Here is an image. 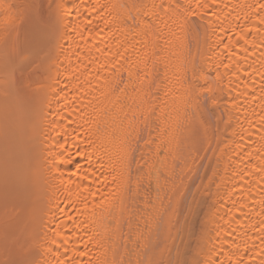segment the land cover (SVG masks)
<instances>
[{
    "label": "bare ground",
    "instance_id": "obj_1",
    "mask_svg": "<svg viewBox=\"0 0 264 264\" xmlns=\"http://www.w3.org/2000/svg\"><path fill=\"white\" fill-rule=\"evenodd\" d=\"M180 261L264 264V0H0V264Z\"/></svg>",
    "mask_w": 264,
    "mask_h": 264
},
{
    "label": "rangeland",
    "instance_id": "obj_2",
    "mask_svg": "<svg viewBox=\"0 0 264 264\" xmlns=\"http://www.w3.org/2000/svg\"><path fill=\"white\" fill-rule=\"evenodd\" d=\"M208 111H206V113H207ZM205 115H208V116H206L207 118H209L210 119V122H212L213 121V117H212V115L208 112L207 114H205ZM199 171H200V169L198 168V170H197V174L199 175ZM197 174H196V177H197V179H196V181H195V179H194V184H197V181H198V176H197ZM195 187V186H194ZM183 261V260H182ZM180 263H182L181 261L180 262H178V264H180Z\"/></svg>",
    "mask_w": 264,
    "mask_h": 264
}]
</instances>
